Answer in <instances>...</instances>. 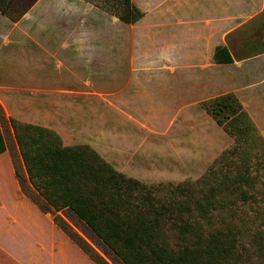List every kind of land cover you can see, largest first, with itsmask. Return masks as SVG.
<instances>
[{"label": "rangeland", "instance_id": "rangeland-1", "mask_svg": "<svg viewBox=\"0 0 264 264\" xmlns=\"http://www.w3.org/2000/svg\"><path fill=\"white\" fill-rule=\"evenodd\" d=\"M130 1L141 12L131 23L117 18L122 0H41L43 7H34L26 24L16 26L22 35L10 31L12 24L1 17L0 27L6 32L0 35V125L7 146L12 147L9 119L47 127L66 145H90L92 130L106 119L109 129L120 133L122 145L116 150L102 145L100 151L90 146L124 175L157 184L153 192L161 199L179 198L169 189L176 184L194 197L205 194L230 168V158L237 160L243 150L255 173L248 190L256 201L215 191V197L227 199L232 208L214 210L216 219L203 232L212 226L231 227L235 264H264V51L241 56L240 46L242 38H249L264 50V5L224 39H210L203 35L208 26L173 18L171 4L178 5L177 0ZM223 41L232 61L215 63L210 51ZM137 90L172 110L192 105V129L171 121L165 136L151 131L129 134L136 136L132 145L138 152L128 154L132 146L128 142L130 147L124 148V121L130 118L124 112L129 106H144L143 99L136 98ZM225 93L238 100L257 134L256 143L247 137L237 153L227 151L235 146L233 135L205 110ZM55 121L66 128L58 133L51 127ZM142 124L147 130L146 121ZM176 129L180 133L175 136ZM172 138L179 142L176 155V146L168 144ZM9 179L0 157V264H94L70 244L49 213L40 212L27 198L30 204L23 202Z\"/></svg>", "mask_w": 264, "mask_h": 264}, {"label": "trees", "instance_id": "trees-1", "mask_svg": "<svg viewBox=\"0 0 264 264\" xmlns=\"http://www.w3.org/2000/svg\"><path fill=\"white\" fill-rule=\"evenodd\" d=\"M30 3L0 0V13L16 20ZM122 3L120 21L131 23L141 16L130 0ZM257 44L242 38L241 56L264 51ZM212 60L232 61L225 44L214 46ZM205 110L233 135L235 146L227 151L237 153L247 137L256 143V130L232 93L214 98ZM9 123L12 147L0 125V153L7 152L19 191L40 212L49 213L53 224L94 264H235L233 229L225 225L203 229L216 219L214 210L232 208L227 199L215 197V191L237 193L239 201H256L248 190L255 173L243 150L237 160L230 158V168L205 194L194 197L176 184L169 189L180 197L161 199L153 192L157 184L124 175L87 143L66 145L47 127L12 119ZM257 248L262 253L261 245Z\"/></svg>", "mask_w": 264, "mask_h": 264}, {"label": "crops", "instance_id": "crops-1", "mask_svg": "<svg viewBox=\"0 0 264 264\" xmlns=\"http://www.w3.org/2000/svg\"><path fill=\"white\" fill-rule=\"evenodd\" d=\"M178 5L171 4L170 14L175 18L177 21H182V19L193 21L194 23H201L202 26H208L209 28L203 29V35H209L208 38L214 39V37L224 39L225 35H229L235 29H237L240 25H242L248 19L256 16L262 11V7L264 5V0H177ZM87 4L86 2H83ZM44 3H41V0H34L29 4L27 9L17 18L16 20H11L8 16L0 13V19L3 17V22H9L12 24L11 30H16V26H21L27 22V17L32 14L33 8L36 6L43 7ZM182 8V9H178ZM7 20V21H6ZM174 20V19H173ZM10 28V27H9ZM8 28V29H9ZM208 29V30H207ZM6 32L4 28L0 27V35L1 33ZM24 32V31H23ZM23 32L17 31V35H22ZM201 35V34H200ZM207 39V38H206ZM220 44H225L224 41ZM213 48L210 51V55H212ZM261 54V53H260ZM136 98H142V105L140 107L138 104L136 105L137 108L133 109L132 106H129L127 113L124 112V115L128 116L130 119L124 121V148L130 147L127 145L130 142L132 146V150H128V154L134 155V153L138 152V149H135V145H132L134 140L132 139L134 135L130 136L129 134L132 133H142L148 134L153 132L156 136L158 135H168L169 134V126L177 122L182 127H188L190 130L192 129V118L193 113L190 109L192 105H182L177 110H172L169 106L164 105L163 101L154 97L153 95L143 96V91L137 90L135 92ZM97 100V98H95ZM94 99V100H95ZM93 101V99H91ZM133 105V104H132ZM130 113V114H128ZM134 113V114H133ZM135 113H137L135 115ZM134 119H131V117ZM136 116V117H135ZM142 118V119H141ZM57 120H59L57 118ZM142 121H146V124L149 125L147 130L144 129V125ZM100 127L98 129L92 130L91 134L89 135L88 143L97 150H102V145H109L112 146L115 150L118 149L122 145V139L119 132H114L113 130L109 129L107 120L101 119ZM183 123L186 125L184 126ZM63 125L60 123H53L51 127L55 129L58 133L63 131L62 129L66 128V125L62 122ZM94 124V123H93ZM95 127V124L92 125ZM137 128V131H133V128ZM172 128V127H171ZM132 130V131H130ZM151 131V132H149ZM159 131V133H158ZM179 134L180 131L176 129L175 136ZM136 137V136H134ZM138 137V136H137ZM168 137V136H166ZM178 140V138L176 137ZM173 138L169 141L168 144L172 143L173 145H179L173 142ZM204 141V140H202ZM201 142V141H198ZM205 143V141H204ZM133 151V152H131ZM174 154H178L180 150H178L177 146L173 148ZM0 157L6 162L7 169L10 176V182L12 183L13 190L15 194L22 198L23 202L29 203V201L19 192V195L16 193L17 184L14 179L12 168L10 166V161L6 151L0 153ZM137 176V175H135ZM0 199H1V189H0ZM70 243V242H69ZM76 250H78L81 254L82 252L76 248L72 243H70ZM86 258V257H85Z\"/></svg>", "mask_w": 264, "mask_h": 264}]
</instances>
